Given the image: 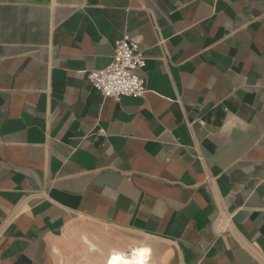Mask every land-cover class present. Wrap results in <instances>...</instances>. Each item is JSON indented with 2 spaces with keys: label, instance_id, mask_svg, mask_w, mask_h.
Returning <instances> with one entry per match:
<instances>
[{
  "label": "crops",
  "instance_id": "0c3cea01",
  "mask_svg": "<svg viewBox=\"0 0 264 264\" xmlns=\"http://www.w3.org/2000/svg\"><path fill=\"white\" fill-rule=\"evenodd\" d=\"M125 34L147 93L105 98ZM76 223L107 256L264 264V0H0V264H59Z\"/></svg>",
  "mask_w": 264,
  "mask_h": 264
},
{
  "label": "built area",
  "instance_id": "2783aa9c",
  "mask_svg": "<svg viewBox=\"0 0 264 264\" xmlns=\"http://www.w3.org/2000/svg\"><path fill=\"white\" fill-rule=\"evenodd\" d=\"M147 65V57L140 48L137 39L125 34L115 42V55L108 67L91 71L87 79L91 86L105 98L119 100L121 97H143L147 90L144 80L138 72ZM232 223L230 217L223 220V229L227 231Z\"/></svg>",
  "mask_w": 264,
  "mask_h": 264
},
{
  "label": "rangeland",
  "instance_id": "374dc122",
  "mask_svg": "<svg viewBox=\"0 0 264 264\" xmlns=\"http://www.w3.org/2000/svg\"><path fill=\"white\" fill-rule=\"evenodd\" d=\"M113 238L105 228L76 223L62 248L55 251L59 264H108ZM88 242L95 246L93 250Z\"/></svg>",
  "mask_w": 264,
  "mask_h": 264
},
{
  "label": "bare ground",
  "instance_id": "6f19581e",
  "mask_svg": "<svg viewBox=\"0 0 264 264\" xmlns=\"http://www.w3.org/2000/svg\"><path fill=\"white\" fill-rule=\"evenodd\" d=\"M93 250L95 246L89 243ZM151 256L149 251L144 247H135L129 253H113L107 257L108 264H149Z\"/></svg>",
  "mask_w": 264,
  "mask_h": 264
}]
</instances>
